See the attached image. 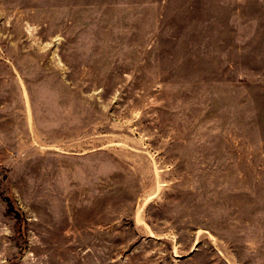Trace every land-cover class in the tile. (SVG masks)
<instances>
[{"label":"rangeland","instance_id":"obj_1","mask_svg":"<svg viewBox=\"0 0 264 264\" xmlns=\"http://www.w3.org/2000/svg\"><path fill=\"white\" fill-rule=\"evenodd\" d=\"M0 264H264V0H0Z\"/></svg>","mask_w":264,"mask_h":264}]
</instances>
